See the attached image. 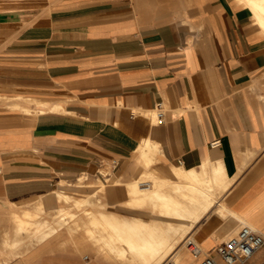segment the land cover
I'll list each match as a JSON object with an SVG mask.
<instances>
[{
  "label": "crops",
  "instance_id": "crops-1",
  "mask_svg": "<svg viewBox=\"0 0 264 264\" xmlns=\"http://www.w3.org/2000/svg\"><path fill=\"white\" fill-rule=\"evenodd\" d=\"M8 1L0 9V97L44 104L27 102L24 113L0 101V207L16 212L40 199L55 206L59 181L84 173L101 183L107 210L164 223L126 205L127 184L147 170L167 177L170 166L211 164L231 181L215 187L222 200L187 235L203 256H214L237 222L264 236V31L246 7L233 0L0 4ZM159 102L166 113L156 124ZM144 139L156 144L150 166L137 156ZM60 237L23 248L9 264H110L60 246L70 236ZM191 260L186 252L182 264Z\"/></svg>",
  "mask_w": 264,
  "mask_h": 264
},
{
  "label": "bare ground",
  "instance_id": "bare-ground-1",
  "mask_svg": "<svg viewBox=\"0 0 264 264\" xmlns=\"http://www.w3.org/2000/svg\"><path fill=\"white\" fill-rule=\"evenodd\" d=\"M233 1L246 7L264 31V0ZM27 102L44 104L27 96H17L6 105L12 110L28 113ZM137 156L144 166L154 164L157 161L156 144L149 139L142 140ZM230 181L220 167L204 164L199 169L189 170L170 166L167 177L147 170L129 182L126 205L148 208L164 216V223L107 210L99 195L101 183H83L86 182L84 178H79L75 184L59 181V186L51 193L57 203L55 206L40 199L31 209L20 210L19 215L0 207V254L7 253L0 264H9L16 249L23 247L27 252L50 236L58 238L63 230L70 238L61 241L60 246L67 243L77 249L85 248L110 264H161L166 259L182 264L183 256L189 252L187 243L197 242L192 235H187L188 227L218 201L219 192L215 187L224 189ZM220 207L227 211L224 203H220ZM80 211L83 212L81 215ZM198 244L200 254L197 257L191 254L192 260L186 264H195L203 256V246Z\"/></svg>",
  "mask_w": 264,
  "mask_h": 264
},
{
  "label": "built area",
  "instance_id": "built-area-1",
  "mask_svg": "<svg viewBox=\"0 0 264 264\" xmlns=\"http://www.w3.org/2000/svg\"><path fill=\"white\" fill-rule=\"evenodd\" d=\"M166 109L161 102L152 110L154 122L161 124L165 118ZM211 147L219 145V140L210 143ZM87 179V174H81L79 178ZM264 244L263 234L247 223H240L237 231L220 241L215 247V256L205 255L195 264H239L253 256ZM189 252L197 257L200 254L199 245L195 241L187 243ZM220 261V262H219ZM161 264H176L174 260L166 259Z\"/></svg>",
  "mask_w": 264,
  "mask_h": 264
},
{
  "label": "rangeland",
  "instance_id": "rangeland-1",
  "mask_svg": "<svg viewBox=\"0 0 264 264\" xmlns=\"http://www.w3.org/2000/svg\"><path fill=\"white\" fill-rule=\"evenodd\" d=\"M10 1H8V3L7 2H5V6H8V5H11V2L9 3ZM5 6H3V5H0V9H2V8H5ZM240 6H242V5H240ZM2 30V29H1ZM16 99H17V97H16ZM3 100H6V101H8L9 103L10 102H13L14 100H15V98H13V99H11V98H1L0 97V101H3ZM7 102V103H8ZM6 103V104H7ZM82 179H83V177H82ZM145 180H146V178H144ZM75 181V182H74ZM88 182H92V183H94V180L92 179V178H89L88 177V179L86 180V182H83V183H88ZM67 183H72V184H75V183H78V181H76V180H72V181H69V182H67ZM67 183L65 184L66 186H67ZM95 183H100L99 181L98 182H95ZM220 190V189H219ZM219 199L220 200H222V196H223V192H222V190H220L219 191ZM1 204V203H0ZM2 207H4V208H8V209H11L10 207H6V206H4V205H2ZM28 208H32V206L31 207H28ZM16 210H19V209H16ZM20 210H22V209H20ZM20 210L19 211H16V214L17 215H19V212H20ZM83 212L82 211H80V213H79V215H81ZM210 215V214H209ZM204 219V218H203ZM202 222V221H201ZM200 223V222H199ZM198 223V224H199ZM239 223L240 222H237L236 224H234V226H233V232L231 233V234H233L234 232H236L237 231V229L239 228ZM63 231H65V230H63ZM193 233V232H192ZM194 237V236H193ZM54 238H55V236H54ZM58 238H61L60 236H58ZM57 239V238H56ZM223 241V240H222ZM197 244H198V242H196ZM58 244V243H57ZM199 245V244H198ZM215 249V248H214ZM23 247H22V249L20 250V248L19 249H16L15 251V256H12L11 258H15V257H17L18 255H23ZM205 252L206 253H211L212 252V250L210 251H207L206 249H205ZM21 253V254H20ZM31 253H34V252H31ZM7 253L6 252H4V253H2V254H0V258H3L4 257V255H6ZM213 255H214V253H213ZM215 256V255H214ZM29 257H30V254H29ZM31 258V257H30ZM215 258L218 260V257H216L215 256ZM220 262V261H219ZM220 264H223L222 262L220 263ZM239 264H264V247L263 248H261L258 252H257V255H255V257H253V256H251L250 258H248L247 260H245L244 262H242V263H239Z\"/></svg>",
  "mask_w": 264,
  "mask_h": 264
}]
</instances>
